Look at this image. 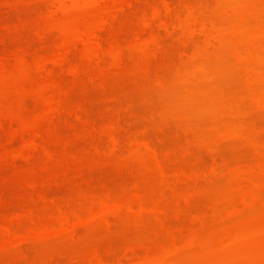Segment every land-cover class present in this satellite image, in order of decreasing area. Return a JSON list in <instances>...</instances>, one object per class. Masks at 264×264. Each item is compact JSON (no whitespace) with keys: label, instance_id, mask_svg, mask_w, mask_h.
Returning a JSON list of instances; mask_svg holds the SVG:
<instances>
[{"label":"rangeland","instance_id":"rangeland-1","mask_svg":"<svg viewBox=\"0 0 264 264\" xmlns=\"http://www.w3.org/2000/svg\"><path fill=\"white\" fill-rule=\"evenodd\" d=\"M104 1L0 0V264H264V0Z\"/></svg>","mask_w":264,"mask_h":264},{"label":"bare ground","instance_id":"bare-ground-1","mask_svg":"<svg viewBox=\"0 0 264 264\" xmlns=\"http://www.w3.org/2000/svg\"><path fill=\"white\" fill-rule=\"evenodd\" d=\"M10 1V0H9ZM9 1L7 0V2L9 3ZM57 2H60V8H61V13L62 12H65L66 13V11H68V9L69 8H73V7H75V6H77V5H80L81 3H84V5H86V4H90V5H94V6H98V4L99 3H102V2H105L104 0H82V2L80 3V0H56ZM133 1L134 2H136L135 0H127V2H126V7L127 8H130L131 6H132V3H133ZM5 2H6V0H5ZM6 2V3H7ZM7 3V4H8ZM10 4V3H9ZM59 4V3H58ZM161 4H162V2H161ZM59 6H58V8H59ZM164 6V11L162 10L163 7ZM163 6H158V8H161V11L158 9V10H154L153 11V13H154V15L152 16V15H150V17H152V20H154V21H152L151 22V19H149V22H151V23H153L154 24V22H155V20H158V21H160L159 22V24L161 23V25H163V26H161V28L162 27H164L165 29H169L170 31H172V29H170V28H172V27H174V25L172 26L171 25V27L170 28H168L169 26H170V22H173V20L171 21V18L173 17V15L175 14L174 12H175V10H174V7H173V4H172V0H163ZM124 8H126L125 6H123ZM123 7H120L121 9H119V11H116V12H114V13H112V14H108V16H105L104 18H101L100 20H98L99 21V23L97 22L96 24H98V25H95V27H93L92 28V30L90 31V32H88L86 35H87V37L86 38H90L91 40H94V41H97V47H99V39L101 38V35H102V32L103 31H105L104 29L106 28V27H108L109 25H111L114 21H116L118 18H119V16H120V14H122V13H124V11H125V9L123 8ZM57 8V7H56ZM59 10V9H58ZM50 17H53V16H50ZM149 17V18H150ZM50 19V18H49ZM52 19V18H51ZM50 19V20H51ZM148 21V20H147ZM147 21H144V22H146V23H144L146 26H149V22H147ZM244 21L245 20H242L241 22H240V24L238 23V24H234V26L235 25H240L241 27H242V25L241 24H243L244 23ZM157 22V21H156ZM195 22H198L199 24V27H200V25H201V27L200 28H198V30H196V31H198L197 33H200V34H203L204 35V44L206 45V46H212V45H214L215 43H217L218 41H221L222 42V38H223V36L221 35V38L219 37V38H215L214 36H215V33H216V35H217V33H218V35L220 36V33H219V31H215V26H213L212 25V27L210 26L209 28H208V23H206L205 24V22L203 23H201V22H199L198 20L197 21H195ZM158 23V22H157ZM211 23V21L209 22V24ZM168 24H169V26H168ZM172 24V23H171ZM174 24V23H173ZM202 24H204V26H207V27H203V25ZM146 26H144V29H145V27ZM152 26V28H153V25L152 24H150V27ZM233 26V27H234ZM150 27H147L150 31H151V28ZM175 27H176V24H175ZM174 27V28H175ZM196 27H197V24H196ZM213 27H214V29H213ZM264 25H261V26H258L257 27V31L259 32V33H261L263 30H264ZM174 28H173V30H174ZM202 28H203V30H202ZM207 28V29H206ZM212 28V29H211ZM236 28V26L234 27V28H232L231 27V30H236L235 31V35L237 36L239 33H240V30L239 29H235ZM163 29V28H162ZM176 29V28H175ZM241 29V28H240ZM166 30V31H167ZM209 30H210V32H209ZM149 31V32H150ZM153 31V30H152ZM165 31V32H166ZM175 31V30H174ZM200 31V32H199ZM212 31V32H211ZM142 32V33H144V34H151L152 32ZM169 32V31H168ZM206 32V33H205ZM239 32V33H238ZM172 33V32H171ZM170 33V34H171ZM206 35H205V34ZM214 33V34H213ZM231 33H232V36L233 37H235V35H233V31H231ZM155 34V32L153 31V35ZM174 34V33H173ZM172 34V35H173ZM156 35V34H155ZM157 36V35H156ZM207 36V37H206ZM143 37H144V35H143ZM159 37H160V35H159ZM159 37H158V39H159ZM152 38V37H151ZM208 38V39H207ZM80 39L82 40V42L84 43V42H86L85 40H83V36L81 35L80 36ZM153 40V39H152ZM153 42H154V44H158V41H157V38L155 37L154 38V40H153ZM204 45V46H205ZM101 46V45H100ZM67 48V47H66ZM66 48L65 47H63L62 48V50L63 51H65V53L64 52H60L59 51V53H58V55H56V59L55 58H53V59H55V60H51L52 61V63H54V65L55 66H58V67H60V66H64L65 64H64V62H66V60H68L67 58H66V54H71V48H69L68 47V49H70L69 51H67L66 50ZM99 49H101V50H99ZM69 52V53H67V52ZM99 51H100V53H99ZM102 51H103V49L102 48H98L97 49V51L96 52H98L100 55H101V53H102ZM121 52V51H120ZM62 53V54H61ZM97 53V54H98ZM117 53H119L118 51H117ZM96 54V55H97ZM98 54V56L100 57V55ZM120 54V53H119ZM118 54V55H119ZM122 54V53H121ZM120 54V55H121ZM119 55V56H120ZM68 56V55H67ZM95 56V55H94ZM119 56H117V57H119ZM66 59H65V58ZM122 56H120L119 58H121ZM69 58H70V56H69ZM96 58H98V57H96ZM74 70V69H73ZM77 71H74V72H78V69H76ZM254 90H252L251 92H253ZM234 121V120H233ZM236 123V122H235ZM232 124V125H231ZM234 126V124L232 123V122H230V128H229V125L228 126H226L223 130L227 133L226 135H225V137L224 138H229L228 136H229V134H230V131L232 130V127ZM228 127V128H227ZM229 129H230V131H229ZM222 130V131H223ZM228 132H229V134H228ZM116 142V141H115ZM30 144L31 145H35V141L33 140V141H31L30 142ZM144 146L146 147V149H148V150H150V151H152L153 153H154V155L155 156H157L156 154V149L153 147V146H151L150 144H144ZM114 147H116L115 145H114ZM262 161H264V160H261L259 163H261ZM262 163H264V162H262ZM247 165V164H246ZM249 165V164H248ZM251 165V164H250ZM250 165L248 166V167H250ZM258 165V164H257ZM240 167H241V165H239ZM252 166H254V164L252 165ZM256 166V165H255ZM255 166L254 167H250V169L251 168H253V170H255V171H250L251 172V174L249 173V171L247 170V166H245V167H243V165H242V168H244L243 169V171H242V169H239L238 168V166H237V168L240 170V172L239 173H241V172H243V174L245 173H247L246 175H248L250 178H253V176H255L256 174H254V173H256L257 172V174H258V172H262L263 170H264V164L262 165L261 164V166H260V164L255 168ZM261 167V169L259 170V168ZM249 169V168H248ZM245 170H247L248 172H246ZM236 171L238 172V170L236 169ZM254 172V173H253ZM238 173V174H239ZM262 173H264V171L262 172ZM261 173V174H262ZM242 173L240 174V175H243ZM251 176H250V175ZM253 174V175H252ZM259 175V174H258ZM258 175H257V177H258ZM260 178V177H259ZM256 179L257 181L258 180H260V179ZM198 182H199V180H198ZM198 182L196 183V184H198ZM194 183H195V181H194ZM69 220H71V219H69L68 217H66L65 218V221L66 222H70ZM72 221V220H71ZM80 221H82V220H80ZM82 223V222H81ZM68 225H70V224H68L67 223V227H68ZM67 227H64V229L66 230V231H64V232H67ZM70 227V226H69ZM74 228V227H73ZM69 229V228H68ZM74 229H76V228H74ZM74 229H72L71 231L73 232V231H76V230H74ZM71 231H68V232H71ZM71 232V233H72ZM74 233V232H73ZM75 234H76V232H75ZM21 240V239H20ZM17 243V242H16ZM20 243L22 244V243H24V242H22V241H20ZM23 245V244H22ZM21 245V246H22ZM16 246H18V244L16 245ZM141 246H139V247H137V248H134V249H132L131 251H130V254H136V252L139 250L140 251V248ZM108 249H110L111 250V248H108ZM113 250H111V252H110V254L111 253H113L112 252ZM107 252V254L109 253L108 252V250L106 251ZM96 254H98L95 258L97 259V261H98V263L99 264H110V263H107L101 256H100V254H99V252H97ZM128 255H125V257L128 259V257H127ZM124 257V258H125ZM126 258L124 259V260H126ZM121 264H122V261L120 262ZM118 264H119V261H118ZM124 264V263H123Z\"/></svg>","mask_w":264,"mask_h":264}]
</instances>
